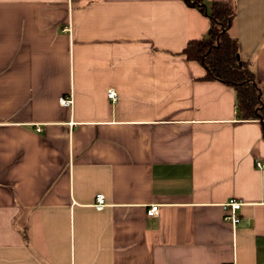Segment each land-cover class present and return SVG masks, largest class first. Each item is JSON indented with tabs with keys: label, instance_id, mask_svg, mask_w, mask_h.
I'll return each instance as SVG.
<instances>
[{
	"label": "crops",
	"instance_id": "crops-1",
	"mask_svg": "<svg viewBox=\"0 0 264 264\" xmlns=\"http://www.w3.org/2000/svg\"><path fill=\"white\" fill-rule=\"evenodd\" d=\"M214 1L264 108V0ZM210 27L185 0H0V264H264L262 123L179 54Z\"/></svg>",
	"mask_w": 264,
	"mask_h": 264
},
{
	"label": "trees",
	"instance_id": "trees-1",
	"mask_svg": "<svg viewBox=\"0 0 264 264\" xmlns=\"http://www.w3.org/2000/svg\"><path fill=\"white\" fill-rule=\"evenodd\" d=\"M185 1L208 15L211 27L207 37L191 40L179 54L201 64L207 72L205 79L217 80L232 87L236 92L237 119H259L264 136L262 90L256 83L251 64L240 57L237 39L230 34L237 15L234 3L214 1L208 11L202 0Z\"/></svg>",
	"mask_w": 264,
	"mask_h": 264
},
{
	"label": "built area",
	"instance_id": "built-area-1",
	"mask_svg": "<svg viewBox=\"0 0 264 264\" xmlns=\"http://www.w3.org/2000/svg\"><path fill=\"white\" fill-rule=\"evenodd\" d=\"M107 96L108 98L113 102L116 103L118 100V94L115 91V89H109L107 91ZM60 103L62 105L65 106H70L73 101L71 98H67V97H61L60 98ZM257 167L260 169L264 168V164L261 162H257ZM242 202L232 199L228 204H227V209L229 210L228 214L226 215V220L228 222H230L233 227H237L239 225V223L241 222V217L239 215V210L242 207ZM106 206V201H105V197L103 194H98L96 196V202H95V208L99 211L103 210ZM159 212V207L158 205H153L149 211H148V215L149 216H155L157 215Z\"/></svg>",
	"mask_w": 264,
	"mask_h": 264
}]
</instances>
